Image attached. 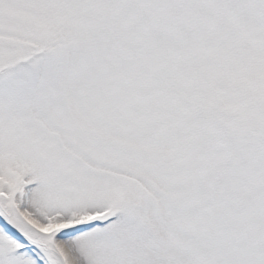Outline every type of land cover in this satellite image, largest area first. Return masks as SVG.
<instances>
[{
    "label": "snow or ice",
    "instance_id": "obj_1",
    "mask_svg": "<svg viewBox=\"0 0 264 264\" xmlns=\"http://www.w3.org/2000/svg\"><path fill=\"white\" fill-rule=\"evenodd\" d=\"M0 264H264V0H0Z\"/></svg>",
    "mask_w": 264,
    "mask_h": 264
}]
</instances>
